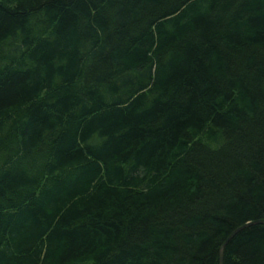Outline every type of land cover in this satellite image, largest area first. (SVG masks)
<instances>
[{
    "label": "trees",
    "instance_id": "16d2710c",
    "mask_svg": "<svg viewBox=\"0 0 264 264\" xmlns=\"http://www.w3.org/2000/svg\"><path fill=\"white\" fill-rule=\"evenodd\" d=\"M258 219L264 0H0V264H219Z\"/></svg>",
    "mask_w": 264,
    "mask_h": 264
},
{
    "label": "water",
    "instance_id": "95a60500",
    "mask_svg": "<svg viewBox=\"0 0 264 264\" xmlns=\"http://www.w3.org/2000/svg\"><path fill=\"white\" fill-rule=\"evenodd\" d=\"M252 224H264V220L263 219H258V220H254V221H251V222H247L239 227H237L227 238L226 240L224 241V243H222V245L220 246V249H219V264H223V249H224V245L225 243L235 234L237 233L239 230H241L242 228L244 227H247L249 225H252Z\"/></svg>",
    "mask_w": 264,
    "mask_h": 264
}]
</instances>
